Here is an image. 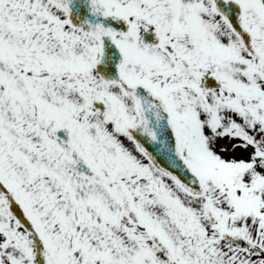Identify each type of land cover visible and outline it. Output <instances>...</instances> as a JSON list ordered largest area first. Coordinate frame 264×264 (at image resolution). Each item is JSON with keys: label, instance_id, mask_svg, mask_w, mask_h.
Returning <instances> with one entry per match:
<instances>
[{"label": "snow or ice", "instance_id": "obj_1", "mask_svg": "<svg viewBox=\"0 0 264 264\" xmlns=\"http://www.w3.org/2000/svg\"><path fill=\"white\" fill-rule=\"evenodd\" d=\"M0 264H264V0H0Z\"/></svg>", "mask_w": 264, "mask_h": 264}]
</instances>
